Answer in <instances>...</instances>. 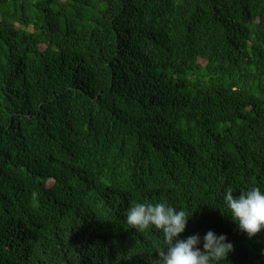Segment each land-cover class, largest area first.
Wrapping results in <instances>:
<instances>
[{
  "label": "trees",
  "instance_id": "trees-1",
  "mask_svg": "<svg viewBox=\"0 0 264 264\" xmlns=\"http://www.w3.org/2000/svg\"><path fill=\"white\" fill-rule=\"evenodd\" d=\"M264 190V0H0V264H150L133 203L264 264L223 193Z\"/></svg>",
  "mask_w": 264,
  "mask_h": 264
},
{
  "label": "clouds",
  "instance_id": "clouds-1",
  "mask_svg": "<svg viewBox=\"0 0 264 264\" xmlns=\"http://www.w3.org/2000/svg\"><path fill=\"white\" fill-rule=\"evenodd\" d=\"M233 193L231 187L223 193L225 215L250 239L264 230V190L253 185L239 191L238 196ZM191 214L167 201L133 203L126 212L125 223L137 233H158L161 247L150 264H228L233 244L225 234L209 230L203 237L193 234L181 238Z\"/></svg>",
  "mask_w": 264,
  "mask_h": 264
}]
</instances>
